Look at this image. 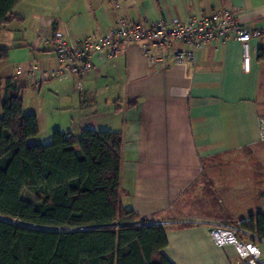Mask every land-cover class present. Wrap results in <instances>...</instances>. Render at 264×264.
<instances>
[{"label":"crops","instance_id":"obj_1","mask_svg":"<svg viewBox=\"0 0 264 264\" xmlns=\"http://www.w3.org/2000/svg\"><path fill=\"white\" fill-rule=\"evenodd\" d=\"M20 0L0 27V78L23 83V111L35 114L38 134L29 144L48 143L59 129L82 128L122 136L120 206L140 218L161 222L173 264H235L233 244L218 245L197 221L237 223L264 212V0ZM222 7L259 37L249 41L250 67L242 70L238 41L208 45L195 64H177L170 50L152 46L162 60L149 64L139 43L123 47L110 61L95 62L83 76L32 79L30 67L54 69L52 47L37 34L62 31L71 41L97 37L130 21L186 18ZM175 43L173 47H181ZM20 65L22 72L16 74ZM29 91V93H28ZM232 167L251 170L230 173ZM251 200L254 203H251ZM244 202L241 209L229 204ZM250 201V202H248ZM264 264V243L258 242Z\"/></svg>","mask_w":264,"mask_h":264},{"label":"trees","instance_id":"obj_2","mask_svg":"<svg viewBox=\"0 0 264 264\" xmlns=\"http://www.w3.org/2000/svg\"><path fill=\"white\" fill-rule=\"evenodd\" d=\"M19 1L0 0V27ZM24 86L0 78V264H173L164 227L120 206L121 134L55 129L29 144L38 121L23 111ZM234 224L264 239V212Z\"/></svg>","mask_w":264,"mask_h":264},{"label":"built area","instance_id":"obj_3","mask_svg":"<svg viewBox=\"0 0 264 264\" xmlns=\"http://www.w3.org/2000/svg\"><path fill=\"white\" fill-rule=\"evenodd\" d=\"M119 6L118 0H113ZM256 30L244 27L232 7L191 13L186 18L172 17L158 19L154 22L130 21L120 16L116 25L97 37H85L79 41H71L62 31L55 30L50 35L37 34L35 41L52 47L56 59L54 69H40L33 64L29 69L31 78L37 74L42 79L73 75L83 76L95 67V62L110 61L120 54L123 47L131 43H139L149 64L162 60L151 53V47L157 46L170 50V57L177 64H195L198 54L208 45L224 43L229 40L238 41L242 48V70L250 67L249 41L259 37ZM179 43L181 47H173ZM22 68L16 67V74ZM261 139L264 140V115L258 119ZM210 228V234L218 245L233 244L239 260L235 264H260L262 253L258 242L264 239L231 222L219 220L197 221ZM155 224H162L155 222Z\"/></svg>","mask_w":264,"mask_h":264},{"label":"rangeland","instance_id":"obj_4","mask_svg":"<svg viewBox=\"0 0 264 264\" xmlns=\"http://www.w3.org/2000/svg\"><path fill=\"white\" fill-rule=\"evenodd\" d=\"M29 93V91H28ZM251 169L250 168H245V167H232L229 169L230 173L234 172L235 174L237 175H247V173L250 171ZM23 196L24 198H27V199H32L33 197L31 195H29L26 191H24L23 193ZM250 202V201H248ZM251 203H254L253 200H251ZM246 204L244 202H238L237 203H234V204H229L230 207L232 208H238V209H241L243 207V205Z\"/></svg>","mask_w":264,"mask_h":264}]
</instances>
